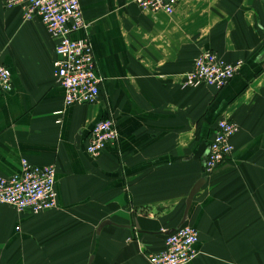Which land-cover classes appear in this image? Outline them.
I'll return each mask as SVG.
<instances>
[{
  "label": "crops",
  "instance_id": "crops-1",
  "mask_svg": "<svg viewBox=\"0 0 264 264\" xmlns=\"http://www.w3.org/2000/svg\"><path fill=\"white\" fill-rule=\"evenodd\" d=\"M102 77L92 104L66 106L53 75L57 39L39 16L0 0V175L22 160L56 168V208L19 212L0 203V264H150L166 231H199L187 264H264V0H179L171 14L135 0H80ZM211 49L241 69L223 88L186 86ZM239 124L233 155L205 174L217 123ZM118 139L86 151L100 119ZM111 223L103 225L104 222Z\"/></svg>",
  "mask_w": 264,
  "mask_h": 264
},
{
  "label": "built area",
  "instance_id": "built-area-1",
  "mask_svg": "<svg viewBox=\"0 0 264 264\" xmlns=\"http://www.w3.org/2000/svg\"><path fill=\"white\" fill-rule=\"evenodd\" d=\"M142 10L162 11L171 14L179 0H135ZM7 8L21 7L25 19L39 16L47 31L57 39L53 75L64 88L66 106L96 103L100 97L102 77L96 71V62L91 40L88 35L75 38L73 34L87 30L80 0H4ZM242 62H229L215 51L203 50L194 60L193 68L185 75L186 86L201 83L219 89L226 86L241 69ZM12 88L10 69L0 64V89ZM239 124L228 117L217 123L214 135L208 143L204 163L205 172H214L234 152L233 136ZM118 139L115 122L111 118L98 120L91 131L86 146L90 156L101 154L105 146ZM0 203L17 211L40 213L56 208V168L54 165L38 166L26 159L18 173L0 175ZM167 234L164 249L149 254L150 264H187L197 257L195 247L199 231L191 224L184 223Z\"/></svg>",
  "mask_w": 264,
  "mask_h": 264
},
{
  "label": "water",
  "instance_id": "water-1",
  "mask_svg": "<svg viewBox=\"0 0 264 264\" xmlns=\"http://www.w3.org/2000/svg\"><path fill=\"white\" fill-rule=\"evenodd\" d=\"M204 182H205V178H201V179L197 182V184L194 186L193 190H192L191 193H190V196H189V198H188V201H187V208H186V212H185V215H184V217H183V220H182V221L179 223V225L176 226V227H179L180 225H182V224L185 223V221H186V219H187V216H188V210H189L190 205H191V202H192V198H193V196L197 193V191L201 188V186L204 184ZM109 223H111V222H110V221H106V222L103 223V225H105V224H109ZM175 229H176V228H172V229L166 231L165 233H166V234H170V233L173 232Z\"/></svg>",
  "mask_w": 264,
  "mask_h": 264
},
{
  "label": "rangeland",
  "instance_id": "rangeland-1",
  "mask_svg": "<svg viewBox=\"0 0 264 264\" xmlns=\"http://www.w3.org/2000/svg\"><path fill=\"white\" fill-rule=\"evenodd\" d=\"M205 174H210V173H208V172H205Z\"/></svg>",
  "mask_w": 264,
  "mask_h": 264
}]
</instances>
